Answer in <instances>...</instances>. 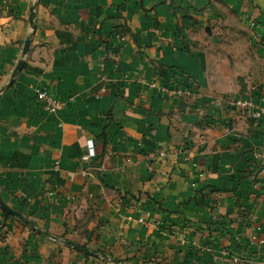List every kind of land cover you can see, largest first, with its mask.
Wrapping results in <instances>:
<instances>
[{
    "label": "crops",
    "instance_id": "0c3cea01",
    "mask_svg": "<svg viewBox=\"0 0 264 264\" xmlns=\"http://www.w3.org/2000/svg\"><path fill=\"white\" fill-rule=\"evenodd\" d=\"M166 78L191 94L149 87ZM0 89V196L45 232L0 207V264H264V115L231 103L264 100V0H0Z\"/></svg>",
    "mask_w": 264,
    "mask_h": 264
},
{
    "label": "built area",
    "instance_id": "2783aa9c",
    "mask_svg": "<svg viewBox=\"0 0 264 264\" xmlns=\"http://www.w3.org/2000/svg\"><path fill=\"white\" fill-rule=\"evenodd\" d=\"M163 40H170L166 36H162ZM149 87L153 88L157 92L166 93L171 96H185L190 95L191 92L188 87H184L183 84L177 82L173 78H166L164 80H152L149 82ZM36 98L46 107L49 111L54 112L64 105V101L58 99L47 88L39 87L35 90ZM231 103L238 108L241 112L249 113L255 119H259L264 115V100L257 102L251 96L234 98ZM254 157L260 162V166L264 165V145L253 152ZM94 155V149L91 142L87 143V153L82 156L83 159H88ZM249 244L257 241L262 243L264 240L258 236L257 233H252L249 238L246 239ZM201 250H209L214 260H222L227 264H238L239 257L232 254L225 248L213 249L205 246H199Z\"/></svg>",
    "mask_w": 264,
    "mask_h": 264
},
{
    "label": "water",
    "instance_id": "95a60500",
    "mask_svg": "<svg viewBox=\"0 0 264 264\" xmlns=\"http://www.w3.org/2000/svg\"><path fill=\"white\" fill-rule=\"evenodd\" d=\"M34 16H35V11H34V5H32L30 7V12H29V23L31 28L33 29L35 27V23H34ZM30 39H31V33L28 34L24 40L23 46H22V50H21V58L17 61L16 65L14 66L11 74H10V78L8 80V82L5 84L4 87H7L10 82L12 81V79L15 77V75L21 70L23 63H24V56L27 53L28 49H29V45H30ZM4 87H2L1 89H3ZM0 89V90H1ZM0 207L8 214H12L14 216H16L19 220H21L24 224L30 226L32 229L41 232V233H45L44 231H42L40 228L35 227V225L29 221V219H27L26 217H24L19 211H17L16 209L12 208L11 206H9L0 196ZM64 243L67 245H70L72 247H74L77 250L83 251L85 253L88 254H93V252L86 246H83L77 242H74L72 240H64ZM105 256V255H104ZM113 262H116V260H112Z\"/></svg>",
    "mask_w": 264,
    "mask_h": 264
},
{
    "label": "rangeland",
    "instance_id": "374dc122",
    "mask_svg": "<svg viewBox=\"0 0 264 264\" xmlns=\"http://www.w3.org/2000/svg\"><path fill=\"white\" fill-rule=\"evenodd\" d=\"M235 19H237V16L234 12L228 16H225L222 20H220V22L217 23V25L220 27L214 34V36L221 42L219 45L221 51L227 52V54L231 57L236 55V46L234 41L241 40L248 32L243 31L244 28L240 27V22L243 20L242 17H240V19L238 18V20ZM242 54L244 55V53ZM244 58H246V54Z\"/></svg>",
    "mask_w": 264,
    "mask_h": 264
},
{
    "label": "trees",
    "instance_id": "16d2710c",
    "mask_svg": "<svg viewBox=\"0 0 264 264\" xmlns=\"http://www.w3.org/2000/svg\"><path fill=\"white\" fill-rule=\"evenodd\" d=\"M176 81L180 83V81H178V80H176ZM3 214L8 215L6 212H3Z\"/></svg>",
    "mask_w": 264,
    "mask_h": 264
}]
</instances>
